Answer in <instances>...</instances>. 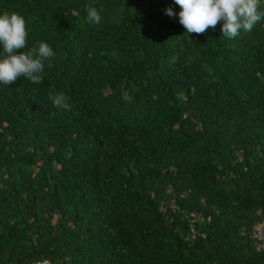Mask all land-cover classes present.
<instances>
[{"label": "trees", "instance_id": "obj_1", "mask_svg": "<svg viewBox=\"0 0 264 264\" xmlns=\"http://www.w3.org/2000/svg\"><path fill=\"white\" fill-rule=\"evenodd\" d=\"M5 10L55 55L0 83V264H264V20L227 39L174 0Z\"/></svg>", "mask_w": 264, "mask_h": 264}, {"label": "clouds", "instance_id": "obj_2", "mask_svg": "<svg viewBox=\"0 0 264 264\" xmlns=\"http://www.w3.org/2000/svg\"><path fill=\"white\" fill-rule=\"evenodd\" d=\"M174 3L180 8L179 23L187 33L203 34L209 28L214 30L220 22L221 34L227 39H235L241 30L251 32L257 23L264 20L261 0H174ZM85 8L87 21L90 24H100V11L92 5H85ZM165 12L172 17L177 15L171 7ZM27 37L26 21L21 14L7 10L0 14V83L9 85L20 78L33 84L43 83L44 61L52 58L55 53L43 41H36L35 46L29 48ZM202 67L211 72L208 65ZM47 95L54 107L71 109L69 98L65 94L50 89ZM35 264L50 262L42 260Z\"/></svg>", "mask_w": 264, "mask_h": 264}, {"label": "water", "instance_id": "obj_3", "mask_svg": "<svg viewBox=\"0 0 264 264\" xmlns=\"http://www.w3.org/2000/svg\"><path fill=\"white\" fill-rule=\"evenodd\" d=\"M257 235L262 243V245L258 249L264 250V212L263 211L261 215L260 224L258 225V228H257Z\"/></svg>", "mask_w": 264, "mask_h": 264}]
</instances>
